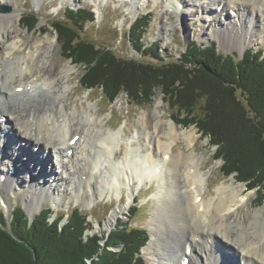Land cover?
I'll list each match as a JSON object with an SVG mask.
<instances>
[{
    "label": "bare ground",
    "instance_id": "bare-ground-1",
    "mask_svg": "<svg viewBox=\"0 0 264 264\" xmlns=\"http://www.w3.org/2000/svg\"><path fill=\"white\" fill-rule=\"evenodd\" d=\"M2 1L10 3L12 0ZM95 1L97 3L99 0ZM157 1L131 0V10L136 14L145 13ZM164 2L166 15L172 11L181 14L184 9H190L193 17L199 20V31L207 36L219 33L222 41H228L226 47H231L238 40L243 41L245 37L255 39L258 36L257 39L264 41V0ZM204 3L208 4L207 7L203 6ZM200 11L203 16L199 15ZM258 12L261 13L259 17ZM17 17L15 14L12 18L9 14H0V147L3 140L6 142L7 136L1 134L10 132L16 143L33 148L42 147L37 156L28 152L30 150L24 151L27 154L25 157L31 161L26 164L5 143L0 169L4 171L3 167L8 162V171L11 162H14L22 166L23 174H30L33 178V189L29 190L25 200L31 212L40 206L42 200L50 199L53 204L60 202L53 188L55 184L67 186L71 195L78 197L87 194L90 183L93 186L98 176L101 194L108 189L121 193L123 188H127L129 204L135 191V182L144 185L155 181L156 208L153 210L147 250L152 249L151 246L160 236L167 252L178 251L181 245L173 264H191L196 259H192L193 254L196 257L194 250L197 254L201 252L204 258V261L200 260L201 264H212V259L213 264H220L223 256L226 263L230 264L234 256L229 254L236 255L235 264H264V217L260 219L255 215L248 221L234 222L237 208L250 203L248 194L242 195L241 186L230 183L219 186L210 197H206L210 173H202L199 169L202 156H197L194 150L176 154L172 151L175 140L184 141L187 147L192 148L197 138L195 131H178L173 120H157L152 128L147 129L145 125L143 131L137 130L128 137L121 129L104 132L97 127L90 105L83 107L82 113L77 109V113H69L63 104L69 87L64 85V79L54 75L53 66L47 59V50L53 46L54 40L49 37L36 40L27 54L15 56L14 52L22 43L13 21ZM175 22L179 25L177 17ZM74 138L76 141L71 145L70 141ZM44 152L48 153L46 158L51 157L49 162L44 160ZM33 162L37 168L34 167L32 174L30 167ZM43 163L44 166L53 164L57 170L51 173L41 171ZM104 164L110 170H105ZM10 169L14 172L16 168ZM14 185L15 178L11 177L0 183V189H9ZM191 188L199 193L193 203L189 191ZM0 204L7 206V200L1 194ZM207 218L215 219L216 222L211 227L197 225L200 220L206 221ZM189 236L193 238L190 244ZM160 239L154 245H160ZM186 255L189 258L187 263L183 261ZM193 264L198 263L193 261Z\"/></svg>",
    "mask_w": 264,
    "mask_h": 264
},
{
    "label": "trees",
    "instance_id": "trees-1",
    "mask_svg": "<svg viewBox=\"0 0 264 264\" xmlns=\"http://www.w3.org/2000/svg\"><path fill=\"white\" fill-rule=\"evenodd\" d=\"M91 21V12L67 8L52 26L63 39L66 59L83 68V87L100 90L110 104L123 93L136 105L159 89L183 125H195L217 146L223 175L234 174L247 190L261 191L264 201V50L246 49L236 58L220 54L214 43L193 41L178 58L164 61L156 43L143 46L147 23L142 19L132 26L138 50L154 62L126 60L97 50L84 36ZM37 23L31 14L22 20L29 31ZM64 217L52 218L49 209L31 219L20 207L8 218L0 212V264H145L140 254L148 240L145 230L121 222L101 247L104 234L86 233L93 229L86 214L74 209L62 222Z\"/></svg>",
    "mask_w": 264,
    "mask_h": 264
},
{
    "label": "rangeland",
    "instance_id": "rangeland-1",
    "mask_svg": "<svg viewBox=\"0 0 264 264\" xmlns=\"http://www.w3.org/2000/svg\"><path fill=\"white\" fill-rule=\"evenodd\" d=\"M189 1L192 3L198 2V0ZM165 5L164 0H159L156 5L150 6L145 13L136 14L131 10V0H99L97 3L95 0H12L10 3H5L0 0V8H10V12H0V14H9L11 18L14 14L18 16L17 20L13 21L14 24L17 25L15 31L19 34V37L22 38V43L20 44L21 47L14 52L15 56L27 54L36 40H41L44 37H49L54 40L52 43L53 46L47 50L49 52L47 59L53 66L54 75L60 76L64 79V85L69 87L68 95L63 102L69 113H77V111L82 113L84 111L83 107L86 108L87 105H90L93 107V110L92 108L91 110L94 112L93 114L95 115V123L97 127L102 128L104 132H116L121 129L128 137L133 136V133L137 130L143 131L145 125L147 126V129L152 128L157 120L163 122L175 121L173 124L178 131L194 130L197 138L192 148L187 147V144L184 141L175 140L172 143V151L176 154L180 151L190 152L194 150L197 156H202L199 160V169L202 173H210L209 176L208 174L206 175V177L208 176V184L205 196L210 197L214 190L221 185L233 183L236 186H241L240 188L243 189L241 194H248L250 203L246 206L237 208V211L233 216L234 222L239 223L242 221H248L249 218L255 215L261 219L264 217V201L261 200L263 193L261 191L256 193V189L247 190L246 183L237 182L233 176L234 174L225 177L221 169L223 162L221 158H218V153L216 151L217 146L211 143L209 138L202 134L195 125H183V117H180L177 114L175 115V111L171 110L170 105H168L166 98L163 97L159 89L156 88L152 97L142 99L144 102L142 101L138 105L129 101L123 93L117 96L113 104H110L100 90H86L83 87V68L80 65L73 63L71 59H66L63 49V39L58 38L56 32L52 28L55 22L59 18H62L64 11L67 8L73 11L79 9L89 11L92 13V21L86 23L84 36L92 39L96 43L95 48L97 50L107 49L113 51L117 56L126 60H151L154 62L150 56L144 57L143 54L139 53L140 50H138V44L132 26L142 19H145L147 23V29L141 40L143 46L146 48L156 43L158 45L157 49L159 56L164 58V61L178 58L184 52L185 47L193 41L200 45H210L214 43L220 54H232L236 58L241 57L246 49L264 50V41L257 39L258 36L255 39L245 37L243 41L238 40L232 44L231 47H226L225 44L228 41H222L219 33H216L214 36H207L205 33L199 31V20L193 17L190 9H184L181 14L172 11L170 15H166L165 11L167 9ZM206 5L208 4H203L204 7ZM215 7L216 6H214V8ZM26 14L34 15L38 19L35 28L30 31L24 28L22 24V20ZM199 15L203 16L201 11L199 12ZM257 15L259 17L261 13L258 12ZM210 16L212 17V14ZM176 17L178 18L179 25L175 22ZM181 22L182 25H180ZM171 23L173 24L172 26ZM46 43L47 42H45V44ZM2 53L3 50L1 54ZM5 65L7 66V63H5ZM54 93H57V91H54ZM75 109H77V111ZM165 125L167 126L168 124ZM146 131L150 132L149 130ZM6 143L7 146L14 149V152L20 156V160L22 158L23 163L25 162L26 164H30L31 161L29 162V159L25 157L27 154L24 151L30 150L28 152H33L35 156H37L39 151L41 153L42 146H36L33 148L31 145L26 146L22 143H16L12 136L6 138ZM18 146L19 148L17 149ZM22 154L24 156H21ZM47 155L48 153L45 154L44 152L43 158L45 161L48 160L49 162L51 157L46 158ZM3 157L4 156L1 154L0 160ZM6 164L8 165V162H6L3 167L4 171L2 168L0 169V174L7 171ZM10 165H13L12 167L14 169L16 168L14 170L15 176H12L15 178V185L9 189H0V194L7 200L6 207L0 204V211L6 218L9 217L14 207L20 205L25 209L24 213L29 217L37 215L42 209L52 208V218L65 214L62 222L66 221V217L72 210L79 209V211L87 215V220L93 225L92 231H87L86 233L89 235L98 233L100 236L104 234L103 238L99 241L101 247H104L103 239L107 237L109 232L121 222H125L129 227L145 230L148 235L147 243L144 246L145 249H141L142 252L140 251L145 264H173L174 256L179 251L181 245L177 248L178 251L175 250L173 252L171 250L167 252V249L159 236L156 238L155 243L160 239V245L156 246L154 243L151 246L152 249L147 250L150 241L149 230L152 223L153 210L156 208L154 202L157 192V184L155 181L146 182L144 185H138V183L135 182L133 186L135 191L132 193V199L129 204L127 203V188H123L121 193H117L113 189H108L107 192L105 191V193L101 194V184L98 176L95 177L93 186L90 183V188L89 191H87V194H81L78 197L72 196L70 188L67 186L60 187L58 184H55L53 188L54 191H56L57 198H59L60 202L58 204L56 202L53 204L50 199L42 200L40 206H37L31 212L26 205L27 202L25 203V200L29 195V190L33 189L34 180L31 178L30 174L26 175L22 173V166H17L14 162H11ZM43 166L44 165L40 166V169H42L41 171L44 170L47 173H51L56 169L53 164L51 166L49 164ZM34 167L37 168L35 162H33L30 167V172H32V174ZM8 169L7 172L10 171V168ZM104 169L110 170V167L107 164H104ZM20 171L21 173H18ZM36 175H38V173ZM189 191L191 203H193L195 202V198L199 196V193L192 190V188ZM215 222V219L207 218L206 221L204 219L200 220L197 225L211 227ZM259 226L260 225L257 227ZM242 229L243 226L240 227V230ZM192 239V236H189L188 244L192 242ZM203 249L204 248L201 250ZM112 250L117 251L118 249ZM194 253L196 257L193 254L192 259H196H193V261L201 264L200 260L202 259V261H204L201 252L197 254V251L194 250ZM204 254H206V252ZM229 256H234V260H231L230 264H235L236 255L229 254ZM193 261L191 264H193ZM210 261L213 264L214 260L212 259ZM86 264H90V261H86ZM220 264H227L225 256L221 259Z\"/></svg>",
    "mask_w": 264,
    "mask_h": 264
},
{
    "label": "water",
    "instance_id": "water-1",
    "mask_svg": "<svg viewBox=\"0 0 264 264\" xmlns=\"http://www.w3.org/2000/svg\"><path fill=\"white\" fill-rule=\"evenodd\" d=\"M0 12H10V8L5 7V8H0ZM145 249V247L142 248V250ZM142 252V251H141Z\"/></svg>",
    "mask_w": 264,
    "mask_h": 264
}]
</instances>
